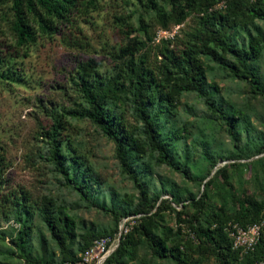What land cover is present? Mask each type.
<instances>
[{
	"label": "rangeland",
	"instance_id": "obj_1",
	"mask_svg": "<svg viewBox=\"0 0 264 264\" xmlns=\"http://www.w3.org/2000/svg\"><path fill=\"white\" fill-rule=\"evenodd\" d=\"M157 4L163 11L169 9L167 0H157ZM223 6L217 4L214 9L223 13ZM152 15L142 0H98L69 29L17 49L8 30L9 3L0 0V58L3 68L9 69V80L0 77V264H30L18 258L19 251L10 243L23 232L22 255L38 264L50 258L53 263L61 262L62 254L43 214L67 217L72 236L66 238L65 246L70 255L79 257L86 234L117 233L119 223L112 211L121 212L137 203L138 184L154 203L151 213L161 206L153 218L152 234H165L172 243L186 240L187 224L205 226L209 211L190 204L192 199L204 196L211 205L224 202L231 211L229 192L249 194L255 200L264 194V99L251 95L244 81L202 54L197 59L205 91L211 93L210 103L226 117L212 111L197 93L186 91L174 95L168 111L163 106L160 111L145 109L150 117L156 115L155 124L170 158L185 169L186 177L157 161L126 84L105 106L125 121L141 148V153L127 151L131 173L121 167L113 141L86 118L75 115L86 107L74 84L77 63L91 60L98 80L117 79L122 84L125 61L117 58L118 50L129 38H142L136 31L138 16L147 20ZM197 21L190 13L179 26L155 29L154 42L168 40L169 48H181ZM227 36L230 44L245 52L250 39L260 44L254 60L245 53L240 57L264 89V19L245 26L234 23ZM225 63L237 66L230 54ZM52 125L57 129L63 167L81 183L85 197L66 184L54 165L52 142L43 135ZM204 155L214 162L213 169ZM219 169L226 175L225 184H220L221 177L214 172ZM125 252L115 264H174L167 257L153 256L143 241ZM191 257L192 264H218L213 256L192 253Z\"/></svg>",
	"mask_w": 264,
	"mask_h": 264
},
{
	"label": "trees",
	"instance_id": "obj_2",
	"mask_svg": "<svg viewBox=\"0 0 264 264\" xmlns=\"http://www.w3.org/2000/svg\"><path fill=\"white\" fill-rule=\"evenodd\" d=\"M6 1L9 3L10 14L8 30L12 35L14 46L20 49L32 45L37 38H49L69 29L82 11L94 9L98 0ZM142 2L146 10L153 11V15L147 20L138 16L136 31L141 33L142 38L131 37L127 44L118 50L117 58L125 61L123 83L118 84L117 79L102 83L93 73L94 65L91 60L77 63L74 84L84 99L86 107L76 111L75 115L86 118L96 125L107 139L113 141L121 167L127 173H131L132 168L126 163L127 151L141 153V148L134 141L132 131L125 121L105 106L106 100L116 98L118 91L123 90V85L126 84L141 115L147 141L157 152V161L167 164L186 177L185 169L173 163L170 158L165 138L161 137L155 124L156 115L150 117L145 109L157 107L160 111V107L163 106V109L168 111L174 95L186 91L197 93L204 98L212 111L226 117L227 114H223L218 106L210 103L211 93L206 92L204 88L202 66L197 59L199 54L228 69L233 78L245 82L251 95L264 99V89L240 57L242 53H245L247 57L254 60L260 52V44L250 39L248 50L245 52L230 44L227 36L228 30L234 26V23L245 26L252 23L254 19H264V0H167L169 5L167 11L158 7L157 0H142ZM221 2L224 5L223 13L214 9ZM190 13H193L198 21L188 34L189 40L181 48L177 46L169 48L171 43L168 40L160 39L154 42L155 29L168 31L171 27L179 26ZM228 54L235 58L237 66L225 63V56ZM3 66V59L0 58V70L4 72V75L0 73V77L9 80V69ZM231 117L233 118L232 115ZM43 135L52 142L51 157L56 168L64 176L66 184L80 196L85 197V190L81 183L76 181L74 175H69L68 170L63 167L64 156L59 153L60 149L55 138L56 127L52 125L51 129L46 130ZM203 157L213 169L214 162L209 161L207 155ZM233 165L235 164H229V166ZM214 172L221 177L220 184H225L226 175L223 169ZM137 191L138 200L135 205L121 212L112 211L118 223L122 218L131 217V226L125 235L120 236L116 247L106 256L102 264L117 263L125 256L126 248L139 241L147 244L153 256L167 257L174 264H192V253L213 256L218 264H256L262 259L264 254L262 242H257L251 251L240 254L231 248L224 229L229 222L245 227L258 221L264 211V194L260 196V199L255 200L249 194L235 195L232 191L229 192V202L233 207L231 211L225 209L224 202L211 205L204 196L192 199L190 204L197 206L200 210L209 211L204 220L205 226L187 224L186 240L172 243L171 238L165 234L162 237L152 234L156 225L153 218L161 209L160 204L151 213L154 203L147 199L144 189L139 184ZM44 208L47 209V206L45 205ZM197 219L196 215L195 221ZM42 220L57 245L59 253L62 254L60 263H53L51 258L45 263L73 264L77 261L79 257L70 255L65 246L66 238L72 236L69 228L71 224L67 217L60 214L56 216L43 214ZM115 232L86 234L80 250L84 251L95 238L112 239ZM23 236H25L24 232L19 234L16 240H10L12 246L19 251L18 258L30 264H38V261L30 260L20 253Z\"/></svg>",
	"mask_w": 264,
	"mask_h": 264
},
{
	"label": "built area",
	"instance_id": "obj_3",
	"mask_svg": "<svg viewBox=\"0 0 264 264\" xmlns=\"http://www.w3.org/2000/svg\"><path fill=\"white\" fill-rule=\"evenodd\" d=\"M130 219L131 217H127L122 219V222H119L117 233L112 239L109 237L93 239L73 264H102L106 256L112 251V246L115 247L117 245L120 236L125 235L129 231L131 226ZM224 230L231 248L240 254L251 251L259 241L264 245V211H262L258 221L253 224L240 227L236 223L229 222ZM256 264H264V254L262 259Z\"/></svg>",
	"mask_w": 264,
	"mask_h": 264
},
{
	"label": "water",
	"instance_id": "obj_4",
	"mask_svg": "<svg viewBox=\"0 0 264 264\" xmlns=\"http://www.w3.org/2000/svg\"><path fill=\"white\" fill-rule=\"evenodd\" d=\"M116 247V246H115Z\"/></svg>",
	"mask_w": 264,
	"mask_h": 264
}]
</instances>
